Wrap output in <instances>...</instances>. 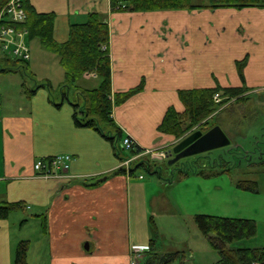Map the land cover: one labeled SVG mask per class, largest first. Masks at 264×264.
<instances>
[{
  "label": "crops",
  "instance_id": "0c3cea01",
  "mask_svg": "<svg viewBox=\"0 0 264 264\" xmlns=\"http://www.w3.org/2000/svg\"><path fill=\"white\" fill-rule=\"evenodd\" d=\"M27 2L38 13L55 14L58 42L67 39L71 23L84 22L90 12L106 19L112 92L142 85L141 91L113 108L111 117L122 137L131 138L142 150L170 152L177 144L158 126L169 108L183 112L181 90L244 85L247 95L264 92V9L111 13L109 0ZM243 60L244 82L237 70ZM7 80L9 90L0 93V205L22 203L23 209L13 212L15 219L12 213L0 219V264H14L22 241L27 244V264H129L134 247L149 248L141 261L157 252L147 224L142 230L135 222L139 215L143 221L151 215L158 196L148 191L155 182L136 173H116L120 157L118 142L109 140L113 131L105 128L101 134L76 125L68 94L54 100L49 80L50 90L37 88L30 96L21 86L25 81ZM212 151L198 154L204 164L223 159ZM58 155L71 157L66 172L56 177L36 174L37 160ZM261 160L256 168L264 166V154ZM167 170L169 166L153 173L162 179ZM15 226L27 231L15 236Z\"/></svg>",
  "mask_w": 264,
  "mask_h": 264
},
{
  "label": "trees",
  "instance_id": "16d2710c",
  "mask_svg": "<svg viewBox=\"0 0 264 264\" xmlns=\"http://www.w3.org/2000/svg\"><path fill=\"white\" fill-rule=\"evenodd\" d=\"M5 1L2 0V3ZM109 6L111 13L224 8L241 10L245 8L264 9V0H208L207 4L199 5L193 4L192 0H109ZM23 7L27 17L20 27L27 30L28 41L37 38L44 49L57 55L59 64L64 71L63 87L78 88L77 82L85 78L87 74L94 75L98 80L97 87L80 89L79 95L83 97L84 104L80 106L79 111L75 108L73 114L75 124L89 127L101 134L105 128H110L113 134L109 140L112 143L121 141V132L111 117L112 110L141 91L142 85L123 93L112 92L109 25L106 19L96 12H90L86 15L84 22L71 23L67 39L58 42L54 37L55 14L38 13L27 0H24ZM244 65L245 60L237 63L238 74L242 82H244ZM29 71L26 61L5 57L0 60V74L20 73L22 76L31 78ZM21 86L28 96L33 94L37 88L51 89V85L47 81L35 83L32 89H28L25 82ZM248 91L249 89L244 85L241 87L217 85L213 88L181 90L178 94L184 107L183 112L179 113L174 108H169L158 126V130L161 133L172 135L176 139L181 138L185 132L190 131L194 126H201L206 132L215 126L207 127L212 120L211 115L217 111V107H221L227 100L234 98L237 102L244 101ZM216 93L220 94L222 98L219 104L213 102V96ZM224 97L227 98L223 99ZM234 150L230 148L228 151ZM140 151L141 148L137 146L128 155ZM117 152L121 159L122 152L119 148H117ZM142 160L145 161L138 163L136 169L145 167L148 170L152 169L151 172H157L161 169L158 162H151L148 158ZM219 160L221 159L216 158L204 164L202 157L196 155L178 161L174 165L178 169L180 179L189 175H200L205 178L228 172L234 163L233 161L226 162L222 159L221 162ZM134 170L131 169L130 171L133 172ZM116 173L123 174L124 171L119 170ZM237 186L245 191L258 192L257 183L254 181H238ZM22 209V203H3L0 205V219H7L11 213ZM194 222L209 246L217 253L219 258L217 264H252L254 262L264 264V248L232 249L229 247L233 241L248 239L256 234L254 220L196 214ZM152 245L153 241L151 240ZM26 249V242L22 241L18 244L14 264H27L25 261ZM151 255L146 260L147 264H166L179 258V254L176 252L164 255L154 252Z\"/></svg>",
  "mask_w": 264,
  "mask_h": 264
},
{
  "label": "rangeland",
  "instance_id": "374dc122",
  "mask_svg": "<svg viewBox=\"0 0 264 264\" xmlns=\"http://www.w3.org/2000/svg\"><path fill=\"white\" fill-rule=\"evenodd\" d=\"M192 2L199 5L207 4L208 0H192ZM27 45L30 52L29 61L26 62L30 63L29 74L31 78L22 76L20 73L0 76V93L9 90L7 79L18 80L20 84L25 81L26 87L29 89L33 88L35 83H43L49 80L50 84L54 86L51 97L59 101L61 97L67 98L66 95L68 94L69 104L73 108L75 106L79 111L80 106L84 104L83 97L79 95L80 89L97 87L98 80L95 76L87 74L88 78H83L77 82L78 88L72 86L65 88L63 87L64 71L59 64L58 57L44 49L37 38L28 41L27 37ZM4 57L9 58L0 55V60ZM263 93L246 94V99L240 100V102H237L235 98L227 100L221 107H217V111L211 115L212 120H209L207 127L220 124L232 142V146L227 147L228 149L219 148L211 152L215 156L222 154L226 162H234L228 172L205 178L200 175H189L187 179L182 180L179 178L178 169L174 165L169 167L171 171H164L162 179H158V176L150 171L152 169L148 170L145 167L136 169V165L145 160L138 159L133 163L137 176L141 175L144 181L152 180L155 182L153 189L148 192L149 194L156 192L158 196L152 204L151 215L153 214V217L148 215L143 221V217L139 215L135 222L142 230L146 229L147 224L149 236L156 238V250L159 255L173 252L179 254V258L166 264L217 263L219 259L217 253L209 246L195 225L194 216L198 213L254 220L256 234L248 239L233 241L229 247L232 249L264 248V166L256 168L257 164L262 161L261 156L264 154ZM10 94L12 95L11 92ZM240 117L246 118L248 123H252L248 125L238 119ZM254 118L256 119L254 120ZM195 130L205 132L201 126H194L190 131L185 132L181 138H177L176 143L181 142ZM118 147L122 154L128 153L124 150L121 141L118 142ZM230 148L235 150L229 152ZM143 159L146 158L143 157ZM158 164L165 170L168 167L165 162ZM250 180L257 183L258 192L238 188V181ZM169 183L172 186H169ZM16 213H20V211H16ZM14 215L16 214H11L12 219H15ZM150 218L152 219L151 222ZM13 231L15 236H18L23 235L27 229L19 231L18 226H15ZM141 264H147L146 260L141 261Z\"/></svg>",
  "mask_w": 264,
  "mask_h": 264
},
{
  "label": "built area",
  "instance_id": "2783aa9c",
  "mask_svg": "<svg viewBox=\"0 0 264 264\" xmlns=\"http://www.w3.org/2000/svg\"><path fill=\"white\" fill-rule=\"evenodd\" d=\"M23 2L24 0H6L2 3V0H0V50L6 57L29 61L28 32L24 27H20L27 17ZM221 100L222 98L218 93L214 94V103L219 104ZM122 146L128 152L137 147L136 143L129 137H123ZM143 157H147L152 161H162L167 158V151L164 149H141L140 152L123 158L117 169L123 170L125 175L130 176V169H132L133 163L138 159H143ZM70 162L71 157L69 155H58L48 159L37 160L33 168L39 176L56 177L69 169ZM139 178L142 177L140 176ZM146 250H148V247H134L130 253L129 264H140L143 253Z\"/></svg>",
  "mask_w": 264,
  "mask_h": 264
},
{
  "label": "water",
  "instance_id": "95a60500",
  "mask_svg": "<svg viewBox=\"0 0 264 264\" xmlns=\"http://www.w3.org/2000/svg\"><path fill=\"white\" fill-rule=\"evenodd\" d=\"M229 144V137L219 126H214L205 133L195 131L172 148L173 157L167 161V165L172 166L182 158L224 148Z\"/></svg>",
  "mask_w": 264,
  "mask_h": 264
}]
</instances>
